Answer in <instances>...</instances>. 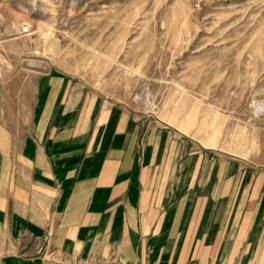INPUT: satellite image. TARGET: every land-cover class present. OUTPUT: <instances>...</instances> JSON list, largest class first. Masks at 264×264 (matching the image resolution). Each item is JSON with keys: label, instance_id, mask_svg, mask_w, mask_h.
Listing matches in <instances>:
<instances>
[{"label": "rangeland", "instance_id": "1", "mask_svg": "<svg viewBox=\"0 0 264 264\" xmlns=\"http://www.w3.org/2000/svg\"><path fill=\"white\" fill-rule=\"evenodd\" d=\"M62 76L142 132L167 127L211 187L264 174V0H0V157L48 129Z\"/></svg>", "mask_w": 264, "mask_h": 264}, {"label": "crops", "instance_id": "2", "mask_svg": "<svg viewBox=\"0 0 264 264\" xmlns=\"http://www.w3.org/2000/svg\"><path fill=\"white\" fill-rule=\"evenodd\" d=\"M49 83L48 129L0 157V264H264V174L226 168L211 187L164 125Z\"/></svg>", "mask_w": 264, "mask_h": 264}, {"label": "bare ground", "instance_id": "3", "mask_svg": "<svg viewBox=\"0 0 264 264\" xmlns=\"http://www.w3.org/2000/svg\"><path fill=\"white\" fill-rule=\"evenodd\" d=\"M264 106L262 104H259L258 108H259V111H262Z\"/></svg>", "mask_w": 264, "mask_h": 264}]
</instances>
